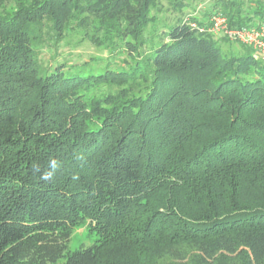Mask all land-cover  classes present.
<instances>
[{
	"label": "trees",
	"instance_id": "1",
	"mask_svg": "<svg viewBox=\"0 0 264 264\" xmlns=\"http://www.w3.org/2000/svg\"><path fill=\"white\" fill-rule=\"evenodd\" d=\"M162 1L0 0V264H264V57Z\"/></svg>",
	"mask_w": 264,
	"mask_h": 264
},
{
	"label": "rangeland",
	"instance_id": "2",
	"mask_svg": "<svg viewBox=\"0 0 264 264\" xmlns=\"http://www.w3.org/2000/svg\"><path fill=\"white\" fill-rule=\"evenodd\" d=\"M163 2V10L168 8L167 2L165 0ZM212 2L213 0H188V7L184 10V16L187 14L191 15V18L197 19V20H203L205 19L207 21L208 13L209 11H214L210 10L212 9ZM201 4L202 6L199 7L198 5ZM164 12V11H163ZM174 14L171 8H169L168 11L164 12V15H167V17H171ZM221 38H225L224 36L218 35L215 36V39L218 41L216 42L217 46L220 47V49L223 52L227 53V48L228 49H239L241 54L247 55L248 53L252 52L251 49L247 46L242 47L241 44L224 40ZM226 39V38H225ZM222 40L224 42H222ZM227 47V48H226ZM63 57L66 59H72L73 62L77 61H83V60H88L90 56L93 57H98L101 55H105V51L99 50L96 48L94 45L88 43V42H83L81 45L77 47H73L69 44L67 47H63ZM47 54V53H46ZM94 240V235L93 234H88V231L86 229L85 225L77 227L74 231L73 234L68 242V249L70 251L76 250L79 246L84 245L88 246L90 245Z\"/></svg>",
	"mask_w": 264,
	"mask_h": 264
},
{
	"label": "built area",
	"instance_id": "3",
	"mask_svg": "<svg viewBox=\"0 0 264 264\" xmlns=\"http://www.w3.org/2000/svg\"><path fill=\"white\" fill-rule=\"evenodd\" d=\"M205 30L214 36L221 35L229 41L249 47L256 58L264 57V25L262 24L249 27H230L226 17L221 12L214 11L209 17Z\"/></svg>",
	"mask_w": 264,
	"mask_h": 264
},
{
	"label": "clouds",
	"instance_id": "4",
	"mask_svg": "<svg viewBox=\"0 0 264 264\" xmlns=\"http://www.w3.org/2000/svg\"><path fill=\"white\" fill-rule=\"evenodd\" d=\"M55 165V161H53V166ZM48 175H50V174H47L46 176H45V179H47L48 178Z\"/></svg>",
	"mask_w": 264,
	"mask_h": 264
}]
</instances>
